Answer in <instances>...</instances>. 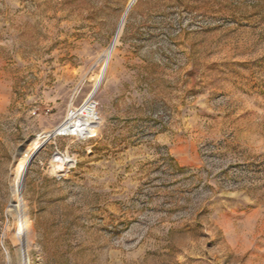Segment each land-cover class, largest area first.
I'll use <instances>...</instances> for the list:
<instances>
[{
    "label": "rangeland",
    "instance_id": "374dc122",
    "mask_svg": "<svg viewBox=\"0 0 264 264\" xmlns=\"http://www.w3.org/2000/svg\"><path fill=\"white\" fill-rule=\"evenodd\" d=\"M128 3L0 0V264H264V0Z\"/></svg>",
    "mask_w": 264,
    "mask_h": 264
},
{
    "label": "bare ground",
    "instance_id": "6f19581e",
    "mask_svg": "<svg viewBox=\"0 0 264 264\" xmlns=\"http://www.w3.org/2000/svg\"><path fill=\"white\" fill-rule=\"evenodd\" d=\"M136 0H129V3H128V7H131L134 2ZM122 26H123V23L119 29V32L118 34L116 35L115 39L113 40L112 44L110 45V47L105 51L104 55L102 56V58H107L111 51L113 50L116 42H117V39L121 33V29H122ZM93 89H92V92L90 94H88V96L86 97V102H87V106L85 107V116L90 120V119H95V106H94V96H95V93L100 85V82L102 80V77H103V72L100 73L99 75H93ZM71 106V105H70ZM98 119V122H97V126L100 122V119ZM97 126H96V130H97ZM61 130V126H58L57 128L51 130L50 132H46L42 137H40V139L42 140L41 143L36 147V150L39 149L43 144H44V141L46 139H48L49 137L51 136H54L56 135L59 131ZM72 161V162H71ZM71 163L74 162L73 159L70 158V161ZM69 164V163H68ZM27 166V161L25 159H22V161L14 168L13 172H12V175H11V190L15 196L14 198V202L12 204H10L8 207H7V210H6V213H8L9 211H14L17 216H19V213H20V188H19V184H18V181H19V178L20 176L22 175L23 173V169ZM65 166H68V165H64V163L62 162H54L53 163V168L54 170H57L58 172L60 171H66V167ZM6 252V264H10V257L8 255V252L7 250H5Z\"/></svg>",
    "mask_w": 264,
    "mask_h": 264
},
{
    "label": "built area",
    "instance_id": "2783aa9c",
    "mask_svg": "<svg viewBox=\"0 0 264 264\" xmlns=\"http://www.w3.org/2000/svg\"><path fill=\"white\" fill-rule=\"evenodd\" d=\"M87 106V102L84 101L79 106H70L63 121L59 124L61 126V130L56 134V137H72L76 140H88L95 138L97 136L98 131V116L95 115V119H88L85 116V107ZM95 106V105H94ZM96 113V112H95ZM97 126V130H96ZM55 137V138H56ZM53 156H68L61 153L57 148L53 152ZM69 157V156H68ZM71 158V157H69ZM72 159V158H71ZM72 162V161H71ZM66 162V170H68L73 163ZM69 163V164H68ZM65 171H60L59 173H63ZM58 175V174H57Z\"/></svg>",
    "mask_w": 264,
    "mask_h": 264
}]
</instances>
